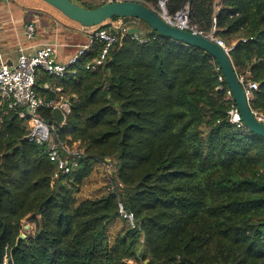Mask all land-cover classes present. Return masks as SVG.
I'll list each match as a JSON object with an SVG mask.
<instances>
[{
  "label": "trees",
  "instance_id": "1",
  "mask_svg": "<svg viewBox=\"0 0 264 264\" xmlns=\"http://www.w3.org/2000/svg\"><path fill=\"white\" fill-rule=\"evenodd\" d=\"M122 1L156 10L158 0ZM185 7L190 24L229 49L236 76L258 83L249 107L264 114V0H166L169 15ZM123 20L144 34L114 30L95 70L86 66L100 41L61 78L36 75L45 102H68L52 134L82 151L69 173L49 160L48 142L27 138V109L0 102V264H264V140L230 122L229 89L207 52ZM36 115L55 123L48 108ZM101 164L112 166L110 189L80 199Z\"/></svg>",
  "mask_w": 264,
  "mask_h": 264
},
{
  "label": "built area",
  "instance_id": "2",
  "mask_svg": "<svg viewBox=\"0 0 264 264\" xmlns=\"http://www.w3.org/2000/svg\"><path fill=\"white\" fill-rule=\"evenodd\" d=\"M101 1L104 4H111L122 0ZM156 11L165 23L215 42L228 55L229 49L222 41L213 37L211 34H204L199 31L196 26L190 24L188 7H185L174 15H169L166 10V0H158ZM133 27L134 26L128 27L123 19H118L109 26L90 29L93 31L89 37L88 43L78 47L76 54L69 60L68 64H61L57 61V45L51 43L40 44L34 47L30 52L20 49L18 51L16 63L13 66H8L0 53V102L8 101L9 108L11 109L26 108L27 111L29 110L28 113L19 112V116L21 118H26L27 121L29 128L27 138L39 145L48 142V158L62 173L67 174L76 166L77 160L82 156V151L78 150L75 144L70 148L63 143L55 141L52 133L57 126L56 123L47 124L36 115V111L43 107L50 110L57 108L65 117L69 113L68 102L63 101L62 98L57 102H45L37 95L34 90L36 75L39 71H44L54 78H61L68 66L75 65L81 56L90 51L95 41H100L104 43V47L99 57L86 66L87 70H95L103 64L109 48L115 44L117 40L114 30L128 33L129 28ZM24 32L27 39L33 40L36 33L35 23H28L25 26ZM131 37L137 39L136 35H131ZM237 79L249 105L259 85L254 81L248 80L245 76H237ZM219 80L222 81V78L219 77ZM57 91H59V89H57ZM227 98L231 101L228 112L230 122L237 127H241L243 124L236 106L232 101L229 90L227 91ZM251 113L259 123L264 125V114L253 110H251ZM107 173L110 174L111 170H108ZM118 213L120 218L125 221L127 227L130 229L136 227L134 215L130 212H126L121 204H118Z\"/></svg>",
  "mask_w": 264,
  "mask_h": 264
},
{
  "label": "water",
  "instance_id": "3",
  "mask_svg": "<svg viewBox=\"0 0 264 264\" xmlns=\"http://www.w3.org/2000/svg\"><path fill=\"white\" fill-rule=\"evenodd\" d=\"M41 1L58 11L67 20L83 28L99 27L113 18H133L148 25L162 36L197 47L207 52L214 59L218 69L222 73L224 81L231 93L232 101L240 115L242 124L248 131L264 140V125L259 123L251 113L228 55L215 42L205 37L193 35L187 31L170 26L161 19L156 10L142 3L119 1L111 4H103L95 9H85L71 0ZM128 34L143 35L144 32L141 31L140 28L133 27L129 28ZM52 116L57 126H62L64 124L66 117L59 109H53ZM25 220H29V217ZM28 228V225L24 226L25 231ZM24 238L25 235L21 234L20 239Z\"/></svg>",
  "mask_w": 264,
  "mask_h": 264
},
{
  "label": "crops",
  "instance_id": "4",
  "mask_svg": "<svg viewBox=\"0 0 264 264\" xmlns=\"http://www.w3.org/2000/svg\"><path fill=\"white\" fill-rule=\"evenodd\" d=\"M56 12L41 0H0V53L8 66L16 63L20 49L30 52L46 43L56 44L57 61L68 64L78 47L88 43L93 30L81 28L65 17L64 21ZM30 22L36 25L33 40L27 39L24 32Z\"/></svg>",
  "mask_w": 264,
  "mask_h": 264
},
{
  "label": "rangeland",
  "instance_id": "5",
  "mask_svg": "<svg viewBox=\"0 0 264 264\" xmlns=\"http://www.w3.org/2000/svg\"><path fill=\"white\" fill-rule=\"evenodd\" d=\"M74 3H77L79 5H82L85 1L87 0H72ZM95 2V1H94ZM158 3V1H157ZM95 4H98V1L95 2ZM93 4V5H95ZM56 14L58 15V17L62 20H66L64 19V17L62 15H60L58 12H56ZM95 27H91V29H93ZM112 166L111 165H98L96 166V168L94 169L92 175L90 176V178L85 182L81 194H80V199L83 198H95V197H99L102 194H104L105 192H107L110 189V175L112 173L109 174L107 173L108 170H111ZM24 226L28 225L29 228L25 231V233H29L31 232L32 228H33V224L29 223L28 220H24L23 221ZM125 225L124 222L118 220L109 230V235L111 236V238L113 236H115V234L117 233V231L123 226Z\"/></svg>",
  "mask_w": 264,
  "mask_h": 264
}]
</instances>
